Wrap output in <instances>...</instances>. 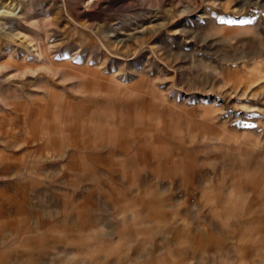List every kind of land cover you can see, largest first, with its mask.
I'll return each mask as SVG.
<instances>
[{
  "label": "rangeland",
  "instance_id": "374dc122",
  "mask_svg": "<svg viewBox=\"0 0 264 264\" xmlns=\"http://www.w3.org/2000/svg\"><path fill=\"white\" fill-rule=\"evenodd\" d=\"M0 264H264V0H0Z\"/></svg>",
  "mask_w": 264,
  "mask_h": 264
},
{
  "label": "crops",
  "instance_id": "0c3cea01",
  "mask_svg": "<svg viewBox=\"0 0 264 264\" xmlns=\"http://www.w3.org/2000/svg\"><path fill=\"white\" fill-rule=\"evenodd\" d=\"M66 112L68 113V117H72V113H69V110H67ZM86 113L87 112H85L84 114ZM102 121H104L103 118L98 120V122ZM83 153L85 157L90 153V160H94L91 166L94 170L99 171V174L97 175L95 173L92 174V176L95 178L101 177L104 179H108V177H111L108 172H111L112 164L114 163L116 157L121 156L122 158H125L126 161H131L128 155L130 154L129 149H125L122 146V149L120 148V150L118 149L117 151L115 145H108L105 143V141H102L99 145L92 146L89 149L85 148ZM130 161L127 162V166L125 165V171L123 172V174H118V177H123L125 181L132 178V173L129 170L132 168V164ZM155 163L156 161L152 162L151 164L150 161L143 162V167L146 169V172H144L143 174H138L137 181L135 182L138 188L134 187V182H132V180H129L130 182L126 181L127 184L125 183L123 187H116L118 190H123V194L127 196L125 197V200L132 199V202L140 201L139 203L142 204L143 210H145V214L148 220H156L159 218L161 219L172 215L170 212L171 209L167 207V204L169 202H172L170 201V199H172L170 194H172L173 198L179 199L180 201L186 199V191L181 188H177L178 186L176 184L175 178H173L175 175L170 172L167 166L161 165L160 175L158 176V178L153 174ZM104 179L102 180L103 184L98 183L100 184L98 191L97 193H94L97 195V197L94 200L93 206L96 207V205L100 203V206L98 205V207H100V210L107 209L108 206L102 209V204H104L107 200V195H112V191H110L109 185L106 184V181ZM69 190L71 191V193L73 191L74 194L81 193L83 191V189H71L70 187ZM130 206H125V209H128ZM135 206H137V204H135Z\"/></svg>",
  "mask_w": 264,
  "mask_h": 264
}]
</instances>
